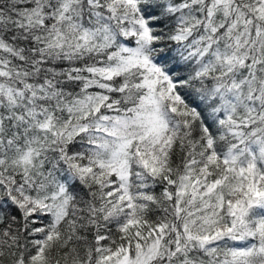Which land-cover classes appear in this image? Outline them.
<instances>
[{"label": "snow or ice", "instance_id": "6c2138e0", "mask_svg": "<svg viewBox=\"0 0 264 264\" xmlns=\"http://www.w3.org/2000/svg\"><path fill=\"white\" fill-rule=\"evenodd\" d=\"M0 264H264V0H0Z\"/></svg>", "mask_w": 264, "mask_h": 264}]
</instances>
